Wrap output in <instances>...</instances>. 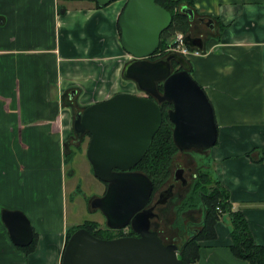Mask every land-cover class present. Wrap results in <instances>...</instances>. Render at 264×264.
<instances>
[{
  "label": "crops",
  "instance_id": "crops-1",
  "mask_svg": "<svg viewBox=\"0 0 264 264\" xmlns=\"http://www.w3.org/2000/svg\"><path fill=\"white\" fill-rule=\"evenodd\" d=\"M125 3L0 0V264H60L74 116L118 93L142 95L122 75L131 61L117 25ZM192 9L188 35L203 38L202 55L187 59L188 72L218 132L206 152L213 178L264 247V0H192ZM3 210L28 219L32 252L11 243ZM214 231L193 264H249L232 255L228 225Z\"/></svg>",
  "mask_w": 264,
  "mask_h": 264
},
{
  "label": "water",
  "instance_id": "water-1",
  "mask_svg": "<svg viewBox=\"0 0 264 264\" xmlns=\"http://www.w3.org/2000/svg\"><path fill=\"white\" fill-rule=\"evenodd\" d=\"M90 1L105 7L119 0ZM181 11L193 20L192 10L182 7ZM171 21L170 13L155 0H126L117 25L120 47L132 61L122 75L145 97L115 94L76 113L72 124L77 138L89 134L86 159L93 176L106 184L104 194L91 199L90 208L102 214L107 229L129 227L138 237L98 239L78 229L64 244L60 264H183L177 245H164L157 232L150 230L151 219L158 217L153 208L147 209L153 186L144 174L132 171L150 149L161 126V103L172 105L167 116L173 126V143L180 152L207 151L216 143L218 132L212 107L191 78L185 60L175 54L155 62L149 60ZM184 43L202 48L200 38L188 35ZM172 61L182 70L172 73ZM158 84L162 86L161 94ZM180 174L175 172V180ZM171 197L170 189L160 192L156 205L166 204ZM1 217L14 246L31 244L32 229L23 213L3 210Z\"/></svg>",
  "mask_w": 264,
  "mask_h": 264
},
{
  "label": "trees",
  "instance_id": "trees-1",
  "mask_svg": "<svg viewBox=\"0 0 264 264\" xmlns=\"http://www.w3.org/2000/svg\"><path fill=\"white\" fill-rule=\"evenodd\" d=\"M79 1V0H71ZM90 1V0H88ZM155 3L168 11L172 21L167 30L160 35L159 47L155 53H163L175 33L180 32L187 36L190 32L192 21L189 20L188 14L181 11L182 7L192 9V0H155ZM96 7L99 6L95 3ZM120 33V30H119ZM181 57V56H180ZM188 64V61L185 60ZM174 65H177L175 63ZM160 86H158L159 89ZM162 113L161 126L153 137L150 149H148L142 160L134 167V171L144 174L152 183L153 195L163 187L171 176L174 157L181 153L174 145L172 139V124L168 120L167 111L172 105L164 102L159 104ZM75 137V136H74ZM84 138L74 141L80 143ZM183 153V152H182ZM72 155L70 147L67 149L66 156ZM66 159V158H65ZM92 171V170H91ZM106 187V184L103 183ZM189 197L190 204L187 200L182 204L180 211L199 208L201 211V220L196 223H185L178 226V232L183 235L179 236L180 244L177 246L180 250V259L183 264H192L199 259L198 242L209 241L215 238L214 227L222 216L226 215L230 224V238L232 245L230 251L232 255L241 261L249 264H264V247L254 244L248 224L239 210H233L229 202V196L219 182L213 178L208 171L199 172L198 178L191 189ZM150 199V200H151ZM192 199L194 202L192 203ZM78 229H85L93 237L98 239L111 240L115 237L122 236V231L117 236L108 234L109 229L94 221H85L82 225L71 228L67 231L65 244L69 237ZM100 235V236H99ZM159 236V235H158ZM160 237V236H159ZM161 239V238H160ZM162 241V239H161ZM162 243H174L173 241ZM35 238L26 248L27 252H32L35 248ZM166 245V244H164ZM62 257V256H61Z\"/></svg>",
  "mask_w": 264,
  "mask_h": 264
},
{
  "label": "rangeland",
  "instance_id": "rangeland-1",
  "mask_svg": "<svg viewBox=\"0 0 264 264\" xmlns=\"http://www.w3.org/2000/svg\"><path fill=\"white\" fill-rule=\"evenodd\" d=\"M174 68H176L175 65ZM80 138H77L75 136L71 139V141H73L70 146L72 155L65 157L66 173L69 170V172L72 173L71 176L66 174L65 192H67L68 197L66 206L64 200V210H66L65 224L70 229L80 226L85 221L89 220L98 222L100 223V225L105 226V220L104 217H102V214L98 211L92 210L89 206L91 199L103 195L105 191V185L93 176L92 171L90 170L89 163L86 159L85 149L87 146L88 138H83L80 143L74 142L76 140H79ZM206 152L207 151L191 150L188 152H181L177 154L173 160L170 179L163 187L159 189L158 192L153 195V198L151 199L152 202H150V204L152 205L156 201L158 193L168 187L169 183L172 182V174L175 170V166L178 165L182 168H192V171H190V173H184L187 184L181 187L182 185L177 183V186L174 188V194L172 198L169 199L165 205H159L155 210L160 219L153 220V222L151 223V229L155 231L157 230L163 242L170 241L174 236H182L183 233L178 232V226H180L181 223L187 224L188 218H191V220H193V223H196L199 220V217L201 215V211L199 210V208L186 211L182 210L180 212L179 210L186 200L187 202H189L188 204H190L189 197H192L191 189L198 178L199 172L208 171V173L213 176L211 166L212 160L211 157L206 154ZM51 188L53 189V191L55 189H57V191L59 190L58 186L57 188H55L54 182L51 183ZM72 192L74 193L71 195ZM58 197L61 198L60 194L58 195ZM193 202L194 200L192 199V203ZM58 206L60 205L58 204ZM220 221H223L226 225H228V228L230 229V224L226 215L222 216ZM123 232L124 230L121 233L124 234ZM119 233L120 231L118 230H111L108 232V234L111 236H117Z\"/></svg>",
  "mask_w": 264,
  "mask_h": 264
},
{
  "label": "flooded vegetation",
  "instance_id": "flooded-vegetation-1",
  "mask_svg": "<svg viewBox=\"0 0 264 264\" xmlns=\"http://www.w3.org/2000/svg\"><path fill=\"white\" fill-rule=\"evenodd\" d=\"M190 37H192V38H201V36H194V35H191L190 34ZM203 38H201V40H202ZM163 53H161V52H159V53H155L149 60L151 61V62H155V61H158V60H161V59H164L166 56H167V54H165L166 56H164V55H162ZM176 62L175 61H172L171 62V68H172V73H174V72H178V71H180V70H182V67L179 65V64H177V65H175V67L176 68H174V64H175ZM161 84H158V86H160ZM161 89H159L158 88V92L161 94L162 93V86L160 87ZM148 97V96H147ZM151 99H153V98H151ZM162 104V103H161ZM160 104V105H161ZM84 110V108H82V109H80L79 110V112H82ZM84 138H88V142H87V146H88V143H89V140H90V136H89V134L88 133H85L84 135ZM87 146H86V149H87ZM177 165V164H176ZM132 171H134V170H132ZM176 171H181V174H180V178H179V180H175V172ZM190 171H192V168L191 167H187V168H182V167H179L178 165L177 166H175V170H174V172H173V174H172V182L171 183H169V185H168V187H166L165 189H163L162 191H166V190H171V192H172V196H173V194H174V188L177 186V183L178 184H180V185H182L181 187H183V186H185L186 184H187V182H186V179H185V174L184 173H190ZM162 191H160V192H162ZM159 192V193H160ZM159 193H158V197H157V199H156V201L151 205L150 203L147 205V209H149V208H153V212L155 213V215H157V213H156V208L159 206V205H156V203L158 202V199H159ZM172 198V197H171ZM171 198H169V199H171ZM168 199V200H169ZM150 202H152V201H150ZM158 220V219H160V217H159V215H158V217L157 218H153V219H151V221H150V230L151 231H154V230H152L151 229V223L153 222V220ZM125 231L123 232L124 234H122V236H119V237H115L114 239H116V238H121V237H138V235L134 232V231H132V229H130L129 227H127L126 229H124Z\"/></svg>",
  "mask_w": 264,
  "mask_h": 264
},
{
  "label": "built area",
  "instance_id": "built-area-1",
  "mask_svg": "<svg viewBox=\"0 0 264 264\" xmlns=\"http://www.w3.org/2000/svg\"><path fill=\"white\" fill-rule=\"evenodd\" d=\"M165 53H175L189 59L202 55V52L197 49H190L184 44V37L181 33H176L172 41L166 47Z\"/></svg>",
  "mask_w": 264,
  "mask_h": 264
}]
</instances>
